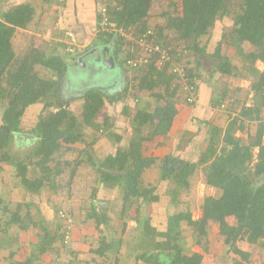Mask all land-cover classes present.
<instances>
[{
    "label": "trees",
    "instance_id": "16d2710c",
    "mask_svg": "<svg viewBox=\"0 0 264 264\" xmlns=\"http://www.w3.org/2000/svg\"><path fill=\"white\" fill-rule=\"evenodd\" d=\"M153 1L108 0L110 23L134 35L143 34L148 26L153 24L150 20ZM98 2L101 3V0ZM99 3L96 8V26L100 19ZM179 3L177 6L178 3L171 1L176 11L173 9L164 11L166 16L164 23L153 24L157 40L165 46H171L172 42H175V47L186 48L185 61L188 63L194 58V62L199 65L198 56L208 55L219 61L217 69L220 73L234 75L235 71L241 67L246 72L245 78L252 80L253 104H243L238 114L229 119L225 128L211 123L209 135L200 147L201 151L196 161L181 159L173 154H166L161 158L159 168L161 181L171 180L175 183L170 193L167 192L168 198L173 202L178 190L190 188V177L200 167L203 182L220 188L222 192L218 196H204L200 205L201 215L197 218H194L189 210L169 215L166 226L167 233L171 237V244L156 247L150 251L144 250L138 253L136 258H141L149 264H202L203 253L187 249L181 242L182 233L179 228L181 222L185 221L196 236L194 237L196 245L200 244L199 240L207 235L211 225H217L225 245L241 257L236 264H256L250 261V253L240 249L237 242L244 240L249 244L264 246V180H262L264 123L258 125L256 133L248 136L246 142L235 134L237 130L243 128L245 118L258 119V112L264 105V69L259 70L255 65L259 60L264 62V0H241L235 12L229 10V0H179ZM35 11L32 3L21 2L0 12V106L2 108L0 168L3 162H11L20 179L21 187L28 192H40L51 183L52 175L62 172L58 168L60 164L58 158L63 151L70 148L68 144L86 140V129L100 131L112 126L110 116L107 114H104L102 123L98 120L106 102L105 94L99 89L89 88L80 94L83 103L79 113L70 110L68 104L57 99L58 89L68 68L65 59L72 53H64L65 55L47 53L45 43L36 47L31 45L30 50L21 55L16 54L12 40L18 29L30 27ZM218 15L231 16L232 24L223 33L220 42L210 55L206 50L207 43L212 37V21ZM95 42V44L112 42L115 46L113 49L115 62L126 66L125 61L131 53L128 50L125 55H122L121 47L123 44H129L127 40L119 36L106 37L99 33ZM222 43H230L239 49H242L243 44L249 43L252 49L243 53V64L238 68L231 63L229 57L221 53ZM57 46L64 47L65 43L60 41ZM177 49L171 50L170 54H174L175 57L178 53ZM157 57L153 55L147 64H139L131 70L125 67L126 73L132 72L131 75H127L125 91L109 98L110 102H116L128 97L129 87L133 89L136 96L133 100L135 106H138V95L143 91L150 92L151 96L156 97L158 101L154 107L148 109L139 106L133 114L132 125L137 134L131 138L127 147H119L114 154H107L96 160L92 155H88L89 162L100 176V182L123 181L121 195L123 207L120 213L123 219L134 205V198H139V205L146 200L153 204L157 202L151 197L157 188L142 186L143 171L156 161V157L145 153L146 147L143 142L152 140L157 135L165 136L179 110L177 106L180 101L178 99L179 85L168 71L169 63L159 67L156 63ZM176 60L181 61L179 58ZM43 68L50 71V76L41 73ZM193 69L189 67L188 74L196 82ZM239 91L240 87H235L234 93L237 94ZM40 101H44L42 110L50 106H54L55 110L39 115L37 123L30 130L31 133H28L32 134L35 144L28 155V162H25L10 154L9 145L17 137L16 133L22 132L21 120L26 109ZM122 113L124 115L129 113L128 104H124ZM142 127H148L147 135L139 134L142 132ZM118 139L120 140L121 137L117 136ZM254 147H258L255 159ZM51 160H56L55 174L51 168L46 167ZM65 163L69 164L67 161ZM30 165L39 168L41 172L39 176L29 177ZM23 207L29 209L30 204L17 202L15 209L5 204L1 213H7V215L3 219L0 213V229L6 231L8 226L16 224L20 229L26 230L30 227L29 221L33 226H40L39 228L45 234L42 236L44 243L39 253L46 252L54 244L52 241L54 242L57 235L63 242L64 225H60L58 233L55 232L52 236L44 221L34 222L29 210L22 214ZM136 208L139 209V207ZM159 208L151 207L150 215L159 214ZM122 214L124 216H121ZM105 215L107 214L98 215L95 208H91L87 214L88 218L95 219L96 226L108 221ZM228 216L234 217L235 221L231 223L227 221ZM125 225L126 221L123 223V226ZM113 245L115 243L112 240L109 244L103 243V246H99L96 250L99 254H104L105 249ZM4 248H9L10 257L17 251V249H10V246L5 245L0 239V249ZM160 257L166 259L161 260ZM13 264L17 263L13 262ZM26 264H31V260L26 261Z\"/></svg>",
    "mask_w": 264,
    "mask_h": 264
},
{
    "label": "rangeland",
    "instance_id": "374dc122",
    "mask_svg": "<svg viewBox=\"0 0 264 264\" xmlns=\"http://www.w3.org/2000/svg\"><path fill=\"white\" fill-rule=\"evenodd\" d=\"M42 1L47 2V0H35V3L38 4ZM171 1L178 3L177 6H179L180 4L179 0L153 1V5L150 10L151 23H164L166 19L164 11H170L173 9ZM240 1L241 0H229V10L231 12L237 11ZM52 2L53 0L51 1V3ZM6 7L7 6L4 1L1 2L0 0L1 11L5 10ZM173 10H175V8ZM227 21L229 22L231 21V19L227 17V19L220 20V22L222 23H215L213 29L216 26H218V28H222V26L225 25L226 29L228 30L230 28V25H227ZM24 35L25 33L21 35L17 34V39L15 41L12 40L13 47L15 49H19V44L26 46L29 43V40L33 39L32 37H30L26 40V37ZM46 39L47 38H43L41 41L38 40V42L36 43L44 44L46 43ZM25 40L27 41V43L25 42ZM30 43V45L34 44L33 42ZM172 45L175 46L176 43L172 42ZM23 46L21 49H19V53H24L28 50L23 49ZM107 46L108 45L105 43L97 44L95 47H91L90 50L85 55H83V58L76 63L73 64L72 62H69L67 69V78L64 77L63 79L65 81L62 80L64 81V84H62V89L59 90L60 93L58 95V98L62 102L69 101L70 110L76 113L80 112L83 103V99L81 98L80 94L86 89H100L101 87L114 83L116 84L119 82V79L123 75L126 66L118 63L114 64V62L106 60L105 52H108ZM244 49L246 50L247 47H243V50ZM246 52L248 51L246 50ZM130 74H132V72L126 74V81L128 79L127 75L129 76ZM121 84L123 85L118 86L117 84V87L115 86L112 89L110 88L107 91V94L103 92V94H105L106 102L104 107L100 111L101 113L98 120L102 123L104 114L110 116V122L112 124L114 123L112 126H114L115 131H117V133H122V135L124 136L125 144H122L119 147L125 148L130 142V137L132 138L137 134L136 131H134V129L132 128V118L133 114L137 110V107L139 106H135L133 102V99L136 97L133 91H129L130 95H128L127 97L130 101H132V106H129V113L126 115H124L121 110L122 105L126 100L124 101V99L122 98V100L116 102L109 101V98H113L115 94H119L118 92H120L121 94L123 93L124 80H122ZM69 88L70 90H68ZM141 93L143 95L146 94L144 92ZM182 99H184V96ZM43 103L44 101L34 103L26 109L21 120L22 132L31 133L30 130L37 123L39 115H45L50 110H55L54 106H50L42 110ZM1 112L2 108L0 106V116ZM109 129L110 128L106 127L105 131L100 132L102 135L101 139H98L99 137L95 133H92L91 135L90 130L87 129L85 139L96 140V137L98 141L102 143L101 146H97L96 144L92 146L90 142L89 144H87L86 140H84V143L76 142L74 144H68L70 148L67 149V151H63L60 158H58L60 160L58 168H60L62 172L55 176L52 175L51 183L42 188L40 192L31 193L24 190L25 193H27L24 194L22 190L23 187H21L19 183L20 179L16 175L14 166L11 162H3L2 168H0V213L3 210L5 204H9V207L11 209H15L17 202L26 204L29 203L30 208L26 209V207H23L21 213L25 214V212L29 210L32 216V220H34V222L44 221L48 227V230L51 232V235L54 236L55 232L58 233V230H60L59 226L63 225V221L60 217L61 212H67L72 216L74 220V226L71 231V239L74 234L76 221L78 223L80 221L79 224H82L83 227L86 223L89 224V222H87V214L91 211V208H95V211L98 215L101 213H110L112 217V224L110 225L112 226L107 227L106 225H103L100 231H98L99 228L96 227V221L91 220L92 222H90V226L87 227L93 228V235H97V237L92 236V238L90 235L88 240L84 239V241H86L85 251L77 249V247H74L72 243L71 248L73 250L65 248L64 246L67 247L68 245H64L60 236L57 235L55 236L56 238L54 242L52 241V244H54L51 245V247L43 253H39V251L43 246L44 241L42 239V236L45 233L39 228L40 226H33L31 221H29L30 227L26 230L20 229L16 224L8 226L6 228V231L0 229V239H2L5 245L8 244L10 246V249H17V251L12 257H10L9 248L0 249V264H13V262H16L17 264H26V261L28 260H31V264H87L89 262H93L94 264H149L147 261L145 262L141 258H136V255L147 248V251H150L156 247H164L168 244H171V238H168V236L170 237V235L167 233L166 226L168 219L167 217L169 215L181 211L185 212L187 210L191 211L194 218H197L201 215V202L203 201L205 195H209L212 192L208 190L207 187H202L200 185V182L202 181L200 180V176L197 174L193 177H190V189H180L179 196H175V200L173 202L170 198H168V194L170 193L171 189H173V186H175V183L171 180L161 181L160 174L157 175L156 173V169L158 168L159 170L160 168L161 158H158L156 160L158 165L154 166V170H145L143 173V177L141 176L143 180V187L148 183H152L155 185L157 191H155L151 195V197L154 200L159 201V203L157 201L158 205H160V203L163 205H161V207L159 208V214L153 215V218L150 220L149 226H147L146 229L144 228V225L141 224V222H139V224L137 225L138 227L136 225H132L133 223L127 221V215L124 219L122 218V220L117 218L116 212H119L122 208L118 207V205L120 204V201L121 204L123 202L121 195L124 184L122 180L115 182L117 183V191H119V196H117L118 199L116 198V201L118 200V204H113V207H100L98 201L103 199V197L106 198L107 193L105 195H102V197L96 194L92 196L93 187H95L97 182L100 181V176L95 171L92 164L89 162L88 155L93 154L94 160L101 159L106 155L105 150L107 149V146H104V144H108L106 142V136L109 133ZM147 133L148 127H142V132L139 134L141 136H144L147 135ZM187 135H189V132ZM111 139L113 138L111 137ZM93 140H91V142H93ZM165 140L167 141L168 138H165ZM34 144L35 142L32 138L25 139L22 136H18L9 145L10 154L16 159L28 162V155L34 149ZM148 145L150 147H146V150H144L145 153H153L154 151L158 155H161V153H163V147H157V145H154V143L151 141L148 142ZM184 145L185 144H181V146ZM196 150H188V152L192 151L191 153H193L194 155H191V153H186L185 157H187L188 159L190 158L197 160ZM65 161L69 162V164L67 165ZM55 166L56 160H51L47 163L46 167L51 168L52 172L54 171L55 174ZM38 169V167L36 168L35 166L30 165L28 169L29 177L39 176L41 172H39L40 170ZM76 174L77 176H80L79 179H77L78 177L74 179V175ZM262 180H264L263 176ZM116 194L117 192L114 191L112 197L114 198ZM133 201L137 203L139 201V198H134ZM46 202H48L46 204L48 205V207H45ZM143 203L146 207L139 208L144 213L145 209L149 210V208H151L152 203L148 202V200L142 202V204ZM6 215L7 213H1L3 219L6 218ZM121 216H124V214H122ZM77 218H79V220ZM124 221L127 222L125 226H123ZM227 221H229L230 223L234 222L235 218L232 216H228ZM111 227H114V233ZM126 229L127 232H125ZM179 229L182 233L181 242L184 244V247L203 253L202 264H236V261L241 259L239 255L234 253L227 245H225L223 237L218 232L217 225H211L208 228L207 235L199 240L200 244L198 243V245H196L194 242V237L196 236L193 235L191 227H189L185 221L181 222V226ZM143 230H149L150 233V235H147V238H144V241L141 237ZM77 232L82 234L80 228H77ZM102 238L104 244H109L113 240L115 245L106 248L104 254H98L95 252V249H97L98 246L103 245V243L101 242ZM148 238L150 239V241H147ZM61 243H63L64 246ZM237 245L240 249L248 251L250 253L251 262L256 261L257 257L261 262H263L262 259L264 257V253H257V248L253 244H249L244 240H239L237 242ZM73 251L83 252V258H81V260L79 261L73 260ZM164 258L165 257H160L159 259L164 260Z\"/></svg>",
    "mask_w": 264,
    "mask_h": 264
},
{
    "label": "crops",
    "instance_id": "0c3cea01",
    "mask_svg": "<svg viewBox=\"0 0 264 264\" xmlns=\"http://www.w3.org/2000/svg\"><path fill=\"white\" fill-rule=\"evenodd\" d=\"M2 1H4V3L6 4L7 6L6 8L11 7L14 4L21 3V2H30L32 3V5L35 6L36 11H35V17H34L32 24L30 25L28 29H18L17 33L15 34L13 38V41L17 39L18 37L17 34L21 35L25 33L24 36L26 37V40L27 38L32 37L33 39L29 40V43L33 42L34 43L33 45L36 47L39 45L36 43L38 42V40L41 41L43 38H47L46 44L44 43L46 46L47 53L53 52L55 55L57 54L65 55L68 52L72 53L70 57H67L65 59L68 65H69V62H72L73 64L76 63L77 61L83 58V55H85L90 50L91 47H95L97 44L101 43V42H98L97 44H95L96 43L95 41L98 39V36H99V33H97L96 31L97 29L96 8H97V4L99 3L98 0H53L52 3H51L52 0H47V2L42 1V2H39L38 4L35 3V0H1V2ZM0 12H1V9H0ZM227 17L231 19V16H219L218 15L212 21L213 26L211 28V32L213 30L214 33L212 32V37L209 39L207 43L208 44L207 49H206L208 50L207 52L210 55L211 53L214 52L218 42H220L223 33L227 31L225 25L222 26V28H218V26H216L213 29L214 24L217 22H220V20L222 19L223 20L227 19ZM231 24H232V19L231 21L227 23V25L231 26ZM26 40L25 42L27 43ZM60 41H63V43H65V46L64 47L60 46V49H59L57 44ZM29 43L26 46L19 44L20 46L18 45V48L21 49L23 46L24 47L23 49L30 50L31 43L30 44ZM107 45H108L107 46L108 52H105V53L107 56L111 57V59L113 60L115 64L116 62L114 60V55H113L114 54L113 48L115 46L112 42L108 43ZM245 46L247 47L246 49L247 51H250L252 49V46L249 43L243 44V47ZM243 47L242 49H239L230 43H222L221 53H223L224 56L229 57L231 63L239 68L243 64V55H244L243 53L246 52L245 49L243 50ZM19 49L14 48L16 54L21 55L23 52L19 53ZM193 59L194 58L191 59L189 63V67L194 68L193 69L194 79L196 80V82L194 81V83L196 84V87L198 88V91H199L198 100L193 104H188L185 102L184 99H182L184 96L183 93L179 91L178 99H180V101L177 103L179 110L173 120V123L171 125L169 132L163 137H161L162 135H157L154 138H152V140H145L143 142L144 147H147V148L150 147L148 145V142L151 141L154 143V145H157V147H160V148L163 147L165 149V150L164 149L162 150L163 153H161V155L159 154L160 156L157 153H155V151L153 153L151 152L146 153L147 155L156 157V160L158 158L159 159L162 158L166 154H173L175 156H178L181 159L196 161V159H190V158L188 159L187 157H185V155L186 153H191L193 150L197 149L196 151H197V158H198L199 152L201 151L200 147L203 145V143L205 142V139L209 135V129L211 127V123L220 125L221 127L225 128L229 119L232 116L238 114L243 104L245 105L253 104V99H252L253 91L251 89L252 80H250L249 78H245L246 72L243 71L241 67L235 71L234 75H228V74H223L219 72V70L217 69V64L219 63V61L215 58L208 57V55H199L198 56L199 65L196 62H194ZM255 65L259 70L264 69V62L260 60L257 61ZM126 72L127 71L125 70L124 71L125 76L127 74ZM41 73L43 75L50 76V71L48 69H45V68L41 69ZM64 77L67 78V71ZM64 81H62L63 83H61V86L58 89L57 99L60 93L59 90L62 89V84H64ZM235 87L237 88L240 87V91L237 94L234 93ZM68 90H70V88ZM143 92L146 94L143 95L142 93H140L138 95V101H139L138 106L151 109L157 104L158 100L156 99V97L151 96L150 92H147V91H143ZM123 99L124 101L125 100L126 101L123 103L122 109L125 103L128 104V106H132L131 104L132 101H130L129 98L124 97ZM224 100H226L225 101L226 103L223 106H220L221 102ZM64 102L68 104L69 106V101L67 102L64 101ZM258 115H259V118L255 120H250L248 118H245L244 123H243V128L240 130H237L235 135L240 136L245 142L248 140V136H253L256 133L258 125L260 123H264V105L261 107L260 111L258 112ZM110 129L108 130L109 133L106 136L107 137L106 142L108 144H104V146H107V149L105 150L106 155L114 154L116 150L119 148V146H121L122 144H125L124 136L122 135V133H117V131H115L114 129V126H111ZM89 130H90L91 135L92 133L97 134V136L99 137L98 139H101L102 137L100 132L105 131V129L96 131L91 128ZM85 132H87V129L85 130ZM188 132H189V135H187ZM117 136H120L121 139L117 140ZM111 137L113 139H111ZM164 137L166 139L168 138V140L166 141ZM95 139L96 140L88 139L86 140V142L87 144H89L90 142L92 146H94L95 144L97 146H101L102 143L98 141L96 137ZM91 140H93V142H91ZM130 140H131V137H130ZM84 142H81V143H84ZM262 142L264 143V132L262 135ZM181 144H185V145L181 146ZM182 150H185V151H182ZM188 150H192V151L188 152ZM257 151H258V147H254L253 148L254 159L256 157ZM191 155H194V154L191 153ZM157 165H158L157 161H155V163L151 167L146 168L145 170H154L153 169L154 166H157ZM156 171L155 172L157 173V175H159L160 171L158 170V168L156 169ZM143 173H142V177H143ZM197 174L200 176V180L202 181L200 182V185L202 187H207L208 190L212 192L209 195L218 196L221 194L222 190L220 188L206 185L203 182V175H202L201 167L192 175V177ZM74 176H75L74 179L76 177H78L77 179L80 178V176H77V174ZM99 182H97L95 187H93L92 196L96 194L102 197V195H105L107 193L106 198L103 197V199L99 201L97 200L99 203V206L100 207H113L112 206L113 204L115 203L118 204V200L116 201V198L118 199L117 196H119V191H117V183L115 182L99 183ZM190 185H191V181H190ZM147 186H155V185L152 183H148ZM22 190L24 194H27L25 193L24 188ZM114 191L117 192L116 196L114 197L115 199L112 197ZM176 193L177 194H175V196L178 197L180 193L179 190ZM139 202L140 200L137 203L135 202L136 204L132 206V208L129 211V214L127 213L126 219H128L127 221H129L130 223H133L132 225H136V226L139 224V222H141V224L144 225V228L146 229V227L149 226L150 220L153 218V215L152 216L150 215V211L152 212V209L151 208L149 210L145 209L143 213L140 208L137 209L136 207H146V206L144 205V203L143 204L141 203L142 205L141 204L139 205ZM47 203L48 202L45 203V207H48V205H46ZM158 203L157 202L154 204L152 203L151 207H161L162 204L160 203V205H158ZM119 205L118 207H123V202L121 204V201H120ZM120 213H121V210L119 212H116V215H117V218L122 220V218L120 217ZM105 216L108 218V221L105 224H100L99 226H96L97 228H99L98 231H100L103 225H106L107 227L112 226L110 225L112 224L111 214L107 212V215ZM77 219L79 220V218ZM91 220L95 221L94 218H88L87 222H89V224L86 223L84 227L82 226V224H79L80 221L79 223L76 221L74 234L68 246L66 247L64 246L65 244L64 245L63 243L61 244L65 248H69L73 250L71 248L72 246L71 243H72L74 247L75 246L77 247V249H81L85 251L86 241H84V239L88 240L90 235L91 237L92 236L97 237V235H93L94 233L93 228L87 227V226H90V222H92ZM77 228H80V231L82 232V234L77 232ZM112 230L114 233L115 232L114 227L112 228ZM125 232H127V229L125 230ZM147 235H150L149 230H143L141 234L143 241L145 240L144 238H147ZM149 238L147 239V241H150ZM168 238H171V237L168 236ZM101 242L104 243L103 238L101 239ZM253 245L257 248V253L258 252L260 254L264 253V246H261L258 244H253ZM144 250H148V248ZM95 252L98 253L96 249H95ZM72 258L75 261L81 260V258H83V252L73 251ZM262 261L263 262H261L260 259H258L257 257L254 263L264 264V257ZM87 264H94V263L89 262Z\"/></svg>",
    "mask_w": 264,
    "mask_h": 264
},
{
    "label": "built area",
    "instance_id": "2783aa9c",
    "mask_svg": "<svg viewBox=\"0 0 264 264\" xmlns=\"http://www.w3.org/2000/svg\"><path fill=\"white\" fill-rule=\"evenodd\" d=\"M107 6L108 0H101V3H99L98 12L100 13V19L96 31L97 33L103 34V36H119L129 42L128 45L123 44L121 47L122 54L125 55L128 50L131 53V56L125 61L126 67L131 70L139 64H147L151 56L157 55L156 63L159 67L164 66L167 62L169 63L168 71L174 76L175 82L179 85V89L184 95L185 102L189 104L195 103L198 100V91L196 84L188 74L189 63L185 61L187 49L175 47L174 45H163V43L157 40L156 30L153 25L148 26L143 34L134 35L132 32L122 27L111 24ZM175 48H178V53H176L174 57V54H170V51ZM181 56H183V58ZM178 58L181 59V61L176 60ZM129 91H133V89L129 87L128 92ZM225 101L226 100L222 101L220 106H223L226 103ZM60 217L64 225L63 242L68 245L71 240L74 220L67 212H61Z\"/></svg>",
    "mask_w": 264,
    "mask_h": 264
},
{
    "label": "water",
    "instance_id": "95a60500",
    "mask_svg": "<svg viewBox=\"0 0 264 264\" xmlns=\"http://www.w3.org/2000/svg\"><path fill=\"white\" fill-rule=\"evenodd\" d=\"M106 57V60L107 61H110V62H113V60L111 59V57H109V56H105ZM79 60V59H78ZM122 80H124V86H123V92L125 91V84H127V81H126V76H125V73L123 72V75L121 76V78L119 79V82L117 83L118 84V86L120 85H123V84H121V82H122ZM126 81V82H125ZM115 86V83L114 84H110V85H107V86H104V87H101L99 90L100 91H102V92H104L105 94H107V91L111 88H113ZM117 87V86H116ZM118 93H120V92H118ZM16 136L18 137V136H22V137H24L25 139L26 138H29V139H31V138H33V136L32 135H30V134H28V133H24V132H17L16 133ZM263 178H264V175H263Z\"/></svg>",
    "mask_w": 264,
    "mask_h": 264
},
{
    "label": "flooded vegetation",
    "instance_id": "af4514ba",
    "mask_svg": "<svg viewBox=\"0 0 264 264\" xmlns=\"http://www.w3.org/2000/svg\"><path fill=\"white\" fill-rule=\"evenodd\" d=\"M113 49H114V48H113ZM115 86H117V83L115 84ZM115 86H114V87H115Z\"/></svg>",
    "mask_w": 264,
    "mask_h": 264
}]
</instances>
